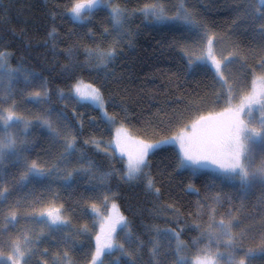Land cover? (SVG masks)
Returning <instances> with one entry per match:
<instances>
[{
    "label": "snow or ice",
    "instance_id": "obj_1",
    "mask_svg": "<svg viewBox=\"0 0 264 264\" xmlns=\"http://www.w3.org/2000/svg\"><path fill=\"white\" fill-rule=\"evenodd\" d=\"M62 8L61 17L79 22V27H87L93 23V16L105 12L109 26L101 31V39L107 41L112 36L113 40L85 47L83 61L73 59L75 43L61 50L68 63L61 66L58 75L72 81L66 92L59 89L53 93L47 81L37 86L40 73L25 67L23 59L15 67L9 66L13 54L0 51V82L8 81L0 94V169L11 167L18 172V177L13 174L15 183L11 185L0 175V264H105L106 258L116 254L109 264H140L145 248L146 264H253L257 254L264 256V0L235 4L232 35L239 38L230 37L226 46L224 37L191 10L186 0L172 8L163 0H152L132 13L114 0H67ZM136 15L144 18L146 27L171 35L169 41L157 44L178 52L180 68L174 76L202 73L211 80L210 92L200 98V103L174 110L167 121L155 125L148 122L152 131L148 133L146 128L143 136L131 134L128 107L113 102L116 111L109 114L104 85L95 80L86 82V76L93 72L115 78L108 70L121 55L120 45L127 39L131 46L138 34L125 28ZM93 31L89 27L86 35L91 38ZM48 36H58L56 26ZM56 47L53 43V55L60 54ZM14 85L19 87L13 90ZM17 97L24 103L47 107H40L34 116L21 113ZM57 102L63 107L57 108ZM69 105L71 113L65 111ZM81 108L97 111L105 129H114L106 143L103 138L89 137L81 144L86 115L79 111ZM88 119L91 125L96 124V117ZM33 132L47 144L44 161L31 158L38 143ZM89 146L95 149L91 155L86 151ZM168 151L169 166L178 176L188 175L192 182L184 191L196 195L197 200L186 217L173 204L162 206L157 219L168 226H145L149 234L145 241L134 237L115 194H105L99 200L89 193L98 187L110 193L105 181L116 177L143 185L159 201L164 173L158 187L152 172L153 157ZM101 152L107 170L95 158ZM85 178L88 182L77 203L98 201L81 209L82 217H96L101 208L104 210L98 230L88 221L74 224L66 213L74 214L75 208L58 203V194L53 193L50 199L44 195L45 191L52 193L54 184L67 189L79 186ZM202 178L206 181L203 196L195 187ZM96 179L99 185L90 183ZM29 186L32 191L23 197V205L20 200L9 203L10 197ZM36 189L41 190L39 195L34 194ZM257 191L259 195L249 210L245 201ZM21 220L25 221L23 229L18 228ZM257 220L258 247L245 250V240L257 239L253 235ZM185 232L198 235L185 242ZM48 237L65 250L49 258V248L40 247Z\"/></svg>",
    "mask_w": 264,
    "mask_h": 264
},
{
    "label": "trees",
    "instance_id": "obj_2",
    "mask_svg": "<svg viewBox=\"0 0 264 264\" xmlns=\"http://www.w3.org/2000/svg\"><path fill=\"white\" fill-rule=\"evenodd\" d=\"M66 2L67 0H0V51L6 50L13 54L9 62L11 67H15L17 62L23 59L25 67L41 74V80L37 81V86L42 81H47V87L53 93L59 89L66 92L72 83V81L58 75L61 66L68 63L61 51L62 49L75 43L77 48L74 49L73 59L78 58L83 61L85 59V47H95L97 43L106 45L113 40L112 36H109L107 41L101 39V31L104 27L109 26L105 23L107 19L105 12H99L93 16V23L87 27H79V22L61 17L62 6ZM151 2L152 0H114V3L126 8L129 13L139 9L145 3ZM163 2L176 5L181 0H163ZM239 2L240 0H186V4L190 9L197 12L200 18L212 27L213 31L226 35L228 40L230 37L232 39L239 38L232 35L235 31L232 24L235 13L232 9ZM58 5L60 7H57ZM53 16L56 17L55 20H53ZM130 19L131 23L125 25L126 30L138 34L134 36L131 46H128L127 39L120 45L118 51H121V55L108 70L109 73L114 74L115 78L112 75L106 76L105 72H100L98 75L93 72L91 76H86V82L95 80L98 85H104L105 99L109 101V114L116 111L112 106L113 102L128 107L131 120L130 131L135 135L143 136L146 128L148 133L152 131V128L148 126V122L155 125L161 120L167 121L174 110L183 111L188 104L200 103V98L205 97L210 92L211 80L202 73L184 76L180 72L178 77L174 76L173 73L178 72L180 68L178 52L157 44V41H169L171 35H165L159 29L146 27L142 23L144 19L142 16H131ZM53 26H56L58 31V36L55 39L48 36V32L52 30ZM89 27L94 29L91 38L86 35ZM53 43H56V51L60 53L59 55H53ZM51 69H54V71ZM105 80H107V83H105ZM1 86L2 82H0V94ZM16 87L19 86L14 85L13 90ZM17 99L22 98L17 97ZM55 99V95H53L54 102ZM20 103L21 113H26L24 104L22 101ZM55 106L57 108L63 107L59 102ZM40 107H47V105ZM65 111L71 113V105ZM79 111L86 113L84 117L85 132L80 137L81 144L84 139L89 137L103 138L106 143L113 129H105L104 125L100 123L101 114L90 108H81ZM88 117H96V124L91 125ZM37 136L38 143L31 153V158L44 161L47 159L44 155L47 144L38 132ZM86 151H89L91 155L95 152V149L89 146ZM170 157V151L162 152L153 157L152 172L157 178L158 187L161 182V173H164V187L159 201L153 195L147 193L143 185H137L135 182L125 183L116 177L105 181V184L111 189L110 193H106L104 187H98L95 193H89V195L99 197V200H102L105 194L110 196L115 194L117 197L116 202L130 221L134 237L138 236L147 241L149 234L145 226L150 224H159L161 227L168 226L163 219H157L162 206L173 204L175 207L180 208L186 217L187 212L193 210L191 206L197 200L196 195L187 194L184 191L187 184L192 181L187 174L178 176L172 171L169 166L170 160L168 158ZM95 158L104 163V170H107L106 158L103 153H99ZM168 173H172V175L169 176ZM13 174L18 177L15 168L0 169V175L5 176L10 185L15 183ZM86 182H88L87 178L84 181H79V186L67 189L54 184L52 185V193L45 191L44 195L50 199L53 193L58 194V203H64L66 208L69 209L75 208L74 214L66 213L71 215L73 223L82 224L88 221L90 215L82 217L81 209L88 207L92 202H98L90 200L87 204L77 203ZM205 182L203 178L195 182V187L201 189V196L204 194L202 185ZM90 183L99 185L100 181L96 179L90 181ZM0 186H3V181H0ZM30 191H32L31 186L16 192L9 198V203L20 200L23 205V197ZM40 191V189H36L34 194L39 195ZM258 195L259 192L257 191L248 201H245L249 206V210H251V205L256 202V196ZM237 204H239V201H237ZM162 215L166 216L168 213H162ZM2 216L3 210H0V220H2ZM204 219L206 220L207 217ZM24 227L25 221L21 220L18 228L23 229ZM258 232L257 220V226L253 232L257 239L255 241L252 239L245 240L243 243L245 250L249 247H258ZM196 235H198L197 232H185L182 239L189 242ZM56 239L58 240L59 237L57 236ZM40 247L41 250L45 247L49 248V258L65 250L62 244L53 243V237H48ZM117 256L118 254L115 255L113 260ZM147 260L148 253L147 248H145L140 264H146ZM105 263L109 264V261ZM253 264H264V256L257 254L254 257Z\"/></svg>",
    "mask_w": 264,
    "mask_h": 264
},
{
    "label": "rangeland",
    "instance_id": "obj_3",
    "mask_svg": "<svg viewBox=\"0 0 264 264\" xmlns=\"http://www.w3.org/2000/svg\"><path fill=\"white\" fill-rule=\"evenodd\" d=\"M257 2H258V0H257ZM166 4H167V6H168L169 8H172L173 5H175V4L172 5L171 3L169 4V2H166ZM206 7H207V5H206ZM235 16H236V14H234V19H235ZM219 35L224 37L225 46H226V45H227V41H228L227 36H226V35H222V34H219ZM250 79H251V78L249 77V81H250ZM36 83H37V82H36ZM7 87H8V81H7V79L5 78V79L2 81L1 94H2L3 90H4L5 88H7ZM33 90H35V89H33ZM19 101H22V103L24 104V109H25L26 113L30 112V113H32L33 116L39 113V108H40V106H34V105L31 104V103H24L23 99H19ZM20 111H21V110H20ZM29 118H31V117H29ZM113 131H114V129H113ZM130 132H131V131H130ZM131 134L135 136V134H134L133 132H131ZM32 135H33L34 137H36L37 140H38L37 132H35V133L33 132ZM110 203H111V200L109 201V206H110ZM103 215H104V210L101 208V209H100V215H99V216H96V217H91V216L88 217V222H89L90 224H91V223H94V224L96 225V229L98 230V229H99V223H100V220L102 219ZM120 235H121V237H123V236H124V232H121ZM243 248H244V247H243ZM221 251H224V249L222 248ZM114 257H115V255H113L112 257L106 258V259H105V262L109 261V259H112V260H113ZM237 258H239V256H238ZM105 264H108V263H105Z\"/></svg>",
    "mask_w": 264,
    "mask_h": 264
}]
</instances>
